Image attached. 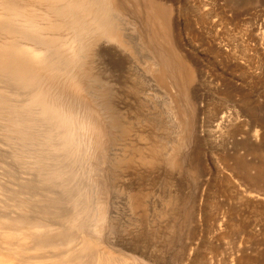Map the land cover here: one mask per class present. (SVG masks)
I'll use <instances>...</instances> for the list:
<instances>
[{
    "label": "rangeland",
    "instance_id": "374dc122",
    "mask_svg": "<svg viewBox=\"0 0 264 264\" xmlns=\"http://www.w3.org/2000/svg\"><path fill=\"white\" fill-rule=\"evenodd\" d=\"M113 1L127 18L129 55L101 43L100 54L88 51L82 66L40 86L49 104L87 115L94 125L92 157L80 161L70 184L77 187L52 211L75 212L91 198L94 211L105 215L82 232L125 262L264 264V137H253L264 130V0ZM46 34L60 39L52 49L63 44L67 56L70 32ZM8 38L0 34V43ZM138 38L164 76L156 92L144 83L153 74ZM16 39L21 47L43 50ZM133 146L150 156L149 163ZM21 148L0 130V199L41 182L33 151L28 156ZM128 153L135 156L129 163ZM235 155L248 166L247 175L260 170L263 178L253 183L234 171ZM27 190L20 198L28 203ZM52 220L41 219L60 222ZM8 260L18 257L0 250V261Z\"/></svg>",
    "mask_w": 264,
    "mask_h": 264
},
{
    "label": "bare ground",
    "instance_id": "6f19581e",
    "mask_svg": "<svg viewBox=\"0 0 264 264\" xmlns=\"http://www.w3.org/2000/svg\"><path fill=\"white\" fill-rule=\"evenodd\" d=\"M29 1H24L23 5L20 0H0V34L11 37L7 39L9 43H0V130L9 140L21 144L22 154L28 155V151H33L32 157L28 156L33 160L41 182L37 185L25 183L20 190L12 191L8 198L0 199V250L18 257L16 262L0 261V264H135L103 252L98 242L82 232L91 221L102 223L105 215L103 210L94 211L91 198L82 200L83 204L80 202L81 207L75 212L58 215L55 210L52 211L62 201L61 195L70 193L73 185L77 187L76 183L70 184L76 180L79 164H82L80 161L92 157L95 140L89 136L94 133V125L87 115L79 118L73 112L64 114L57 104H54L55 107L49 104L45 100L46 93L40 90L42 83L50 85L62 70L82 66L88 51L100 54L97 47L101 43L112 44V48L124 53L127 51L129 55L130 41L123 34L127 18L113 0ZM41 20L45 22L44 25ZM47 32H70L67 56L61 54L63 44L52 49L60 39L47 36ZM21 37L41 45L43 50L37 52L21 47L16 39ZM138 40L150 60L147 61V69L153 74L146 75L144 83L148 89L156 92L158 89L155 90V85L163 84L164 76L159 72L156 57ZM40 72L44 74L40 75ZM68 77L74 79L72 72ZM137 94L143 97L149 95L148 91L140 90ZM79 131L86 138L83 141L77 137ZM259 131L254 130L256 140L264 137V130ZM80 143L86 147L85 155L79 150ZM131 149L144 162L150 157H143L141 149L136 146ZM128 154L127 163L135 158L133 154ZM233 157L232 169L244 175V179L257 183L263 178L260 170L259 175H247L248 166L243 164L240 157ZM87 174L83 173L82 177ZM25 189H28L26 193L30 196L28 203L20 198ZM54 189L60 191V195L53 193ZM72 194L68 196L70 201L74 198ZM44 217H52V221L60 219V222L43 223L41 219ZM78 218H81L79 223ZM200 261L199 264H202Z\"/></svg>",
    "mask_w": 264,
    "mask_h": 264
}]
</instances>
